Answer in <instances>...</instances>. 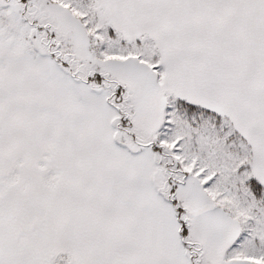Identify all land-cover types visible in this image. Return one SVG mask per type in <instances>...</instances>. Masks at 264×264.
Segmentation results:
<instances>
[{
	"label": "snow or ice",
	"instance_id": "snow-or-ice-1",
	"mask_svg": "<svg viewBox=\"0 0 264 264\" xmlns=\"http://www.w3.org/2000/svg\"><path fill=\"white\" fill-rule=\"evenodd\" d=\"M0 264H264V0H0Z\"/></svg>",
	"mask_w": 264,
	"mask_h": 264
}]
</instances>
